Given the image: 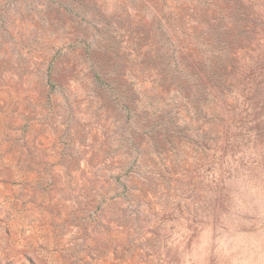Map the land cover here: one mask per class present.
<instances>
[{
    "label": "rangeland",
    "instance_id": "rangeland-1",
    "mask_svg": "<svg viewBox=\"0 0 264 264\" xmlns=\"http://www.w3.org/2000/svg\"><path fill=\"white\" fill-rule=\"evenodd\" d=\"M0 264H264V0H0Z\"/></svg>",
    "mask_w": 264,
    "mask_h": 264
}]
</instances>
